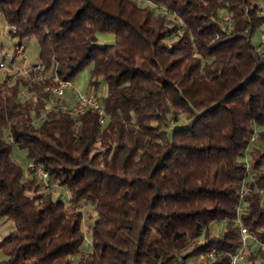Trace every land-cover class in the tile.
<instances>
[{"label":"trees","instance_id":"1","mask_svg":"<svg viewBox=\"0 0 264 264\" xmlns=\"http://www.w3.org/2000/svg\"><path fill=\"white\" fill-rule=\"evenodd\" d=\"M262 11L264 0H0L15 46L39 48L25 72L0 63V216L15 223L0 264H230L239 222L264 245ZM86 69L88 88L106 86L104 123L50 91ZM245 254L238 264H255Z\"/></svg>","mask_w":264,"mask_h":264},{"label":"rangeland","instance_id":"2","mask_svg":"<svg viewBox=\"0 0 264 264\" xmlns=\"http://www.w3.org/2000/svg\"><path fill=\"white\" fill-rule=\"evenodd\" d=\"M8 33V26L6 23V20L4 16L0 13V63H2L4 66L7 65L9 61H11L13 58H15V62L19 64V66H15V69L11 70L9 68H6L9 70V72L13 73L16 72L18 67L21 68L22 71L25 72V70L31 69L30 65L37 64L39 61V48L38 44L35 39H31L28 41H25V50L23 56L17 55L15 57V44L19 43V40L17 38H11L5 35ZM264 32V19H263V26L258 29L255 34L252 37V42L254 45H259L262 41V35ZM100 41L103 42H112L114 40V36L112 33L107 34H100ZM25 66H27L25 68ZM89 75V69L84 70L82 73L78 75V77L74 80V86L67 89L66 97L68 99V103L70 106H73L75 104L74 97L79 92L77 88H74L79 85L80 81L83 78H87ZM0 80H3V72L0 70ZM88 88V79L86 81V90ZM100 97L106 95V86L104 83L101 84L100 88L96 92ZM12 157L13 159L19 163L24 169L28 166V159L27 154L24 150L18 148L16 145L12 147ZM60 195H64L67 197V193L65 191L56 190L54 192V197L57 198ZM80 205H78L79 207ZM83 214H84V220H83V229L85 232L86 240L83 244L82 250L84 252H89L92 250V235L90 231V226H92L95 223V220L97 219V213L94 210L91 203H88L87 205H84L81 207ZM15 228V223L13 220H11L8 216H0V243L5 239L6 236H8ZM225 229V223L224 222H216L211 225L210 231L212 234L219 235L221 234ZM247 247L246 251L247 254H251V252L255 256V264H264V246H261L257 241L253 239V237L249 236L247 237ZM261 251V252H260ZM246 254L244 253V259L246 260ZM79 256L74 257V264H77ZM7 259V254L5 253V249L3 247H0V261H3Z\"/></svg>","mask_w":264,"mask_h":264},{"label":"built area","instance_id":"3","mask_svg":"<svg viewBox=\"0 0 264 264\" xmlns=\"http://www.w3.org/2000/svg\"><path fill=\"white\" fill-rule=\"evenodd\" d=\"M262 15L264 18V11H262ZM221 24L223 27L228 31L231 32L234 28V20L233 17L229 14H225L222 16ZM8 33H5L7 35ZM25 50V44H20L15 46V52L19 56H23ZM256 51L259 53V55L264 58V32L262 35V41L259 45L256 46ZM38 70V73H40L41 65H38L36 68ZM74 86V82L71 80H63L60 78H57V82L53 84L50 87V91L54 96L57 97H63L67 89ZM92 108L95 109L99 115H100V122H105V116L102 109V106L100 105V96L94 92L91 91L89 93L84 92H78L76 96V103L74 106H72V113L75 115L83 114L87 109ZM27 171L31 170L34 171V174L43 181L44 186L46 188H50L49 184V173L47 170L43 169L42 167L38 166L34 162H30L26 168ZM264 192V191H263ZM241 235L243 237V244L242 247L239 249V251L232 255L230 264H238L240 260L244 258V253L247 247V237L250 236L248 229L242 224V222H239ZM261 244V243H260ZM261 246H264L261 244ZM217 254V251L215 249H212L206 254V257L208 258H214Z\"/></svg>","mask_w":264,"mask_h":264},{"label":"crops","instance_id":"4","mask_svg":"<svg viewBox=\"0 0 264 264\" xmlns=\"http://www.w3.org/2000/svg\"><path fill=\"white\" fill-rule=\"evenodd\" d=\"M5 33H6V31H5ZM8 35V34H7ZM6 35V36H7ZM31 40V39H30ZM27 66H25V68H26ZM27 70V69H26ZM25 70V71H26ZM89 76V75H88ZM88 76H87V78H83L81 81H80V83H79V85L78 86H76V87H74V88H77L78 90H79V92H84V93H89V92H91V91H94V92H96L92 87L91 88H87L86 90H84L85 88H86V81H87V79H88ZM76 96H77V94H76ZM76 96L74 97V100L76 101ZM252 253V252H251Z\"/></svg>","mask_w":264,"mask_h":264}]
</instances>
